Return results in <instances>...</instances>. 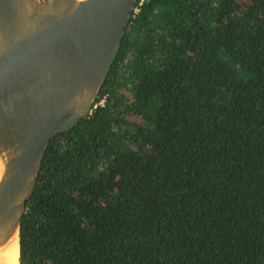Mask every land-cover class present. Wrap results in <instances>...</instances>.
I'll return each instance as SVG.
<instances>
[{
  "label": "trees",
  "instance_id": "16d2710c",
  "mask_svg": "<svg viewBox=\"0 0 264 264\" xmlns=\"http://www.w3.org/2000/svg\"><path fill=\"white\" fill-rule=\"evenodd\" d=\"M53 137L20 264H264V0H137Z\"/></svg>",
  "mask_w": 264,
  "mask_h": 264
},
{
  "label": "water",
  "instance_id": "95a60500",
  "mask_svg": "<svg viewBox=\"0 0 264 264\" xmlns=\"http://www.w3.org/2000/svg\"><path fill=\"white\" fill-rule=\"evenodd\" d=\"M136 2L0 0V251L21 244L46 147L92 106Z\"/></svg>",
  "mask_w": 264,
  "mask_h": 264
},
{
  "label": "bare ground",
  "instance_id": "6f19581e",
  "mask_svg": "<svg viewBox=\"0 0 264 264\" xmlns=\"http://www.w3.org/2000/svg\"><path fill=\"white\" fill-rule=\"evenodd\" d=\"M5 158L0 155V176L5 169ZM20 244L19 237L0 251V264H19Z\"/></svg>",
  "mask_w": 264,
  "mask_h": 264
},
{
  "label": "built area",
  "instance_id": "2783aa9c",
  "mask_svg": "<svg viewBox=\"0 0 264 264\" xmlns=\"http://www.w3.org/2000/svg\"><path fill=\"white\" fill-rule=\"evenodd\" d=\"M135 10H138V8L136 7Z\"/></svg>",
  "mask_w": 264,
  "mask_h": 264
}]
</instances>
